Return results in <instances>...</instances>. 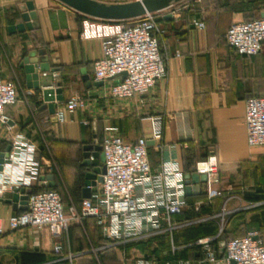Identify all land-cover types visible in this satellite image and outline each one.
Here are the masks:
<instances>
[{"label":"crops","instance_id":"obj_1","mask_svg":"<svg viewBox=\"0 0 264 264\" xmlns=\"http://www.w3.org/2000/svg\"><path fill=\"white\" fill-rule=\"evenodd\" d=\"M32 12L35 19L24 20ZM263 14L264 0H185L156 13L158 31L154 35L167 59L166 77L141 97L115 101L108 94L110 82L93 86L98 82L92 64L101 57L104 27L130 21L87 17L57 0H0V78L11 82L17 95L16 103L4 109L9 121L0 123V154H5L0 184L30 192L38 188L58 192L66 190L63 184L69 182L75 184L70 195L74 201L63 204L78 209L79 200L84 199L85 176L91 172L82 165L84 148L100 146L108 129L127 143L149 138L151 118L156 117L162 119V143L178 146L173 155L183 174H192L195 163L211 151L217 157L221 197L208 203L200 184L203 198L187 201V207L173 219L171 233L113 240L103 237L90 220L70 223L59 241L62 257L73 254L72 264H135L150 255L160 261L157 264H212L202 262L204 256L196 244L207 237H198L195 227L207 223L217 228L216 264H225L221 241L255 232L264 244V148L247 146L244 122L245 100L264 97V45L259 54L241 57L225 40L229 26ZM193 20L202 21L204 29L193 27ZM19 24H24L23 30H8ZM30 53L44 58L49 68L46 76L38 71L40 86L61 84L63 100L56 103V110L73 95L85 98V107L66 113L64 121L57 122L40 90L29 88L20 66ZM56 140H60L56 147L79 146V159L73 156L62 163L53 159L49 152ZM148 144L149 165L155 171L161 152L152 141ZM185 150L191 152L187 171L182 159ZM11 154L12 161L8 159ZM101 182L102 176L91 187L90 197ZM13 192L0 194V225L5 231L0 236V264H54L60 255L53 252L56 240L47 228L8 229L9 217L24 212L19 205L14 209L7 203Z\"/></svg>","mask_w":264,"mask_h":264},{"label":"built area","instance_id":"obj_2","mask_svg":"<svg viewBox=\"0 0 264 264\" xmlns=\"http://www.w3.org/2000/svg\"><path fill=\"white\" fill-rule=\"evenodd\" d=\"M191 25L204 29L202 21L193 20ZM158 31L155 14H147L129 24L107 25L101 40V57L92 64L95 82H110L108 94L112 100H133L152 90L166 77L167 59L154 35ZM227 45L237 56L252 57L264 45V16L232 24L225 33ZM179 56V52L175 53ZM46 76V73H43ZM17 95L14 85L0 78V123L9 119L4 113L7 106L14 105ZM86 99L71 96L64 107L56 110L54 117L62 123L66 113L72 114L84 108ZM246 142L249 148H264V97L245 100ZM150 137H141L135 143L125 142L112 129H108L100 144L105 173L96 193L83 199L77 209L65 206L59 193L46 188L28 195L24 212L9 217V230L47 228L56 243L53 252L60 255L54 264H72L75 256L62 257L61 236L70 223L80 224L85 218H95L101 235L113 240H133L165 232L171 233L173 219L187 207L185 174L176 160V144L162 143V119L151 118ZM152 141L161 159L155 171L148 161V142ZM187 149L186 144H179ZM14 156H8L13 160ZM90 161L94 160L90 156ZM193 173L205 175L203 183L205 199L211 203L221 197L220 174L214 151L195 163ZM192 173V174H193ZM20 190L10 183L0 184V194ZM5 231L0 225V236ZM218 236L200 238L196 241L202 250V262L216 264L217 253L213 243ZM176 250L172 247V252ZM222 261L225 264H264V244L255 232L242 238L225 241ZM153 255L139 258L135 264H157ZM162 264H171L162 262ZM178 264H184L178 262Z\"/></svg>","mask_w":264,"mask_h":264},{"label":"water","instance_id":"obj_3","mask_svg":"<svg viewBox=\"0 0 264 264\" xmlns=\"http://www.w3.org/2000/svg\"><path fill=\"white\" fill-rule=\"evenodd\" d=\"M58 2L64 4L75 12L82 14L87 17H91L103 21H132L143 17L147 14H156L173 6L185 1V0H135L123 3H105L99 2L97 0H57ZM264 14L262 15V17ZM24 20L35 19V14L30 13L27 17H23ZM170 18V16H168ZM27 27H31L26 24ZM24 29V24H19L17 26H11L8 30L11 32L21 31ZM21 68L26 75V80L29 83V88H34L35 90H40L42 99L44 103H47V109L50 115H54L57 109L56 103H61L63 100L62 90L60 88L61 84L55 83V85H42L40 86L41 77L38 75V71L45 73L49 71L48 65L45 63L44 58L37 57L35 53H30L26 56L21 63ZM84 81L89 82L88 76H84ZM101 82L94 83V87L101 86ZM149 145V144H148ZM9 149H7L6 153ZM84 161L83 166L90 169L91 172L87 173L85 176L83 198H90V189L95 187L97 182L101 181V176L105 173V168L103 166V157L100 154L101 147H88L84 148ZM93 151L94 160L90 161V152ZM5 154H0V171L4 163ZM49 179H52L50 177ZM206 181V176H198L196 173L185 175V185H186V196L199 195L200 184ZM30 191L25 189L15 190L13 192L11 200L7 203L13 205V208L18 205L19 210L25 211L27 206V199ZM225 242H220L221 251L224 252Z\"/></svg>","mask_w":264,"mask_h":264},{"label":"rangeland","instance_id":"obj_4","mask_svg":"<svg viewBox=\"0 0 264 264\" xmlns=\"http://www.w3.org/2000/svg\"><path fill=\"white\" fill-rule=\"evenodd\" d=\"M130 22H132V21H130ZM59 141L60 140H56V141L52 142L54 145V149L53 150L51 149L49 153L53 159H56L57 162H59L61 160L65 161V159L72 158L73 156L74 157L76 156L75 158L79 159L80 155H76L78 153L77 151L79 149V146H77V145L72 146V144L68 143L67 146L62 145V146L56 147V145H58ZM98 144H99V142H98ZM64 161H61V163ZM73 185H75V184H69V182H64L63 186L66 187L67 189L66 190L62 189L63 191L60 189H59L60 191L58 190V192L61 195V198L67 203H69V201H71V200L74 201V199H72L70 197V195H73V191H74V190H72Z\"/></svg>","mask_w":264,"mask_h":264},{"label":"trees","instance_id":"obj_5","mask_svg":"<svg viewBox=\"0 0 264 264\" xmlns=\"http://www.w3.org/2000/svg\"><path fill=\"white\" fill-rule=\"evenodd\" d=\"M129 23H131V22H129ZM128 23V24H129ZM101 144V143H100ZM190 153L191 152H189L188 150H185L184 152H183V157H182V159H183V164H184V169L187 171L188 170V168H189V166L191 165L190 163H189V160H190ZM44 189H46V188H38V189H32L31 190V192H30V194H32V193H36V192H38V191H42V190H44ZM203 198V194L201 193V194H199V195H192V196H186V201H188V202H193V201H195V200H199V199H202ZM62 199V198H61ZM62 202L65 204V203H67V202H65L63 199H62ZM79 202H81V200H79ZM80 204V203H79ZM88 220H90V221H92L93 222V224L95 225V224H97V222H96V219L95 218H85V222H87ZM97 227V226H96ZM195 229L198 231V237H214L215 235H216V233H217V228H216V226L215 225H212V224H200V225H198V226H196L195 227ZM231 239H233V238H231Z\"/></svg>","mask_w":264,"mask_h":264}]
</instances>
